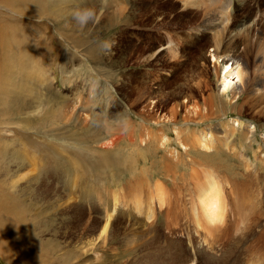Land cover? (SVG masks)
<instances>
[{"label":"rangeland","instance_id":"obj_1","mask_svg":"<svg viewBox=\"0 0 264 264\" xmlns=\"http://www.w3.org/2000/svg\"><path fill=\"white\" fill-rule=\"evenodd\" d=\"M53 2L0 6V111L29 103L0 114V264H264V100L219 96L207 57L264 75V0ZM224 119L253 133L183 141ZM209 180L224 220L197 227Z\"/></svg>","mask_w":264,"mask_h":264},{"label":"bare ground","instance_id":"obj_2","mask_svg":"<svg viewBox=\"0 0 264 264\" xmlns=\"http://www.w3.org/2000/svg\"><path fill=\"white\" fill-rule=\"evenodd\" d=\"M55 1L58 2V0H54V2ZM210 1H212V0H210ZM6 2H7V0H0V6H5ZM32 2H34V1H32ZM51 2H53V1L51 0ZM207 2H209V1H207ZM54 4H56V3H54ZM58 4L59 3H57V6H59ZM66 4H68V3H66ZM39 5H36L35 7L29 6L28 8H19V7L15 8L14 5L12 4L11 7L8 8V10L10 12H12V13H17V14L19 13L20 15L24 14L25 12H27L29 15L36 17V16H38L40 14L43 15V14H46L47 12L50 13V9L52 10L53 9L52 7L54 6V5L50 6L51 8L48 9L47 6H49L50 4L48 5L47 2L45 3V6H41L42 4L40 6ZM60 7H62V5H60ZM59 8H57V9H59ZM53 10H55V9H53ZM57 11H59V10H57ZM66 11H67V9H66ZM59 13H60V11L58 12V14ZM62 14H63V12H62ZM55 18L57 19L59 17H55ZM2 26H4V25H2ZM207 57L211 58V61H213L216 64H218V66L220 67L219 74H218V89H217L219 96L229 93L231 98L233 99V98H236L237 96H240L241 94H243V95L247 94L248 95V94L252 93L254 95H259L260 94L261 98L264 100V75H258V76L255 75L254 79L252 78L251 80H249V78L247 77V73H246L245 69H243V67H241L238 63L233 62L232 60L230 62V59H227V57H225L223 55H216V53H215V55H214V53L210 54V55H207ZM249 96H251V95H249ZM13 101H15L14 105H11L8 108H5L2 111H0L1 116H5V117H3L5 119V121H7L6 118H8V116H10V115H12V114H14L16 112L24 110L27 107V104H29V103L25 102V100L22 101V100L16 99V100H13ZM16 103H18V104L16 105ZM31 104H33V102ZM54 116L55 115H53V117ZM30 123L32 124V122H30ZM237 126H238L239 130H237ZM252 129L250 130L249 126L245 125L244 123L238 122L237 120H230L229 121L228 119H224L223 122L219 123L218 128L214 127V130L212 128L205 127L204 130L196 131L197 136L195 134L194 129L192 130V132H189L188 128L183 129V133L185 134V137H183V141H186V142L190 141L189 148H194L198 144L199 148L204 149V150H208V149L211 148L210 146L214 143V140L219 141V137L214 139L213 136H212V133L219 134L220 136L224 137V139L228 140V138H231L232 136H234V134L236 132H238L241 136H244V138H247V136L249 134L253 133ZM189 135H191V136H189ZM177 136L179 137V132H177ZM198 136H200V137H198ZM181 148L185 149V146L181 145ZM16 157H18V156H16ZM166 162H168V161H166ZM211 180L207 181V183L204 185L203 189H199L198 188L200 191L199 192L197 191L198 193L196 192L197 197H196L195 201L197 202V204L196 203L195 204L198 207V213H197L198 217H195V219H196L195 222H196V226L197 227L200 226V224L203 223V221L206 222L205 225H208V227H213L217 223L221 224L223 222V220H224V217H223L224 216L223 215L224 209L222 207V205H224L223 204L224 200L222 201L223 195L218 190L219 188L217 187L218 185H216V181L215 182L214 181L211 182ZM155 189H156V192H155L156 196L155 197L157 198V202H158V205H159V208H160L164 204L163 193H162L161 189L158 186H156ZM111 195H112L111 196L112 200L110 202L112 203V207H111V210L109 212H107L106 215H104V221H103L102 225L100 226L99 232L98 233L96 232L97 233L96 238H98V239L102 238L103 236L105 237L107 235V233L109 231V228H110V225H111L112 218H114L113 213L116 211V208H118V205H119L117 192H114ZM237 198H240V201H242V199H244L241 194H237ZM102 201H103V199L100 198V202H102ZM221 202H223V203H221ZM245 202H242L241 204L243 205V203H245ZM233 203H234V201H233ZM240 208L242 209V207H240ZM193 215H195V214H193ZM148 216H150V213L148 214ZM15 217H16L15 220L17 221L18 224L22 223L21 220H20L21 219L20 217H18V216H15ZM30 224H32V223H30ZM214 229L217 230L218 227H215ZM207 230H210V229L208 228ZM104 237H103V239H104ZM7 245H9V244H6V246ZM25 245L26 244H24L23 246H25ZM26 247L28 249H30L29 246H26ZM26 257H27L26 259H28L29 261L32 260V259H35L36 262H37L39 260L40 256H26ZM31 262H33V261H31ZM28 264H30V263H28Z\"/></svg>","mask_w":264,"mask_h":264}]
</instances>
